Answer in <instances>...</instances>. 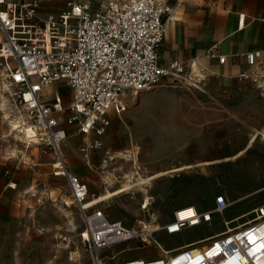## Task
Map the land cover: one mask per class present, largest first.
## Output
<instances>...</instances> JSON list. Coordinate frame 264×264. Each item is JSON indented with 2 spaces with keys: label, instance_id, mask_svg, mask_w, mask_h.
Segmentation results:
<instances>
[{
  "label": "built area",
  "instance_id": "built-area-1",
  "mask_svg": "<svg viewBox=\"0 0 264 264\" xmlns=\"http://www.w3.org/2000/svg\"><path fill=\"white\" fill-rule=\"evenodd\" d=\"M170 9L169 0H107L100 10L86 0H66L58 10L44 9L42 0H0V92L12 88L14 101L27 118L13 128L33 130L36 142L53 152L55 169L65 177L84 222L80 236L89 264H136L133 259L117 261L118 253L106 258L102 253L130 242L157 246L154 236L159 229L170 235L209 222L229 203L218 194L213 209L179 207L161 227L143 223L134 229L96 207L100 196L93 197L87 184L70 171L61 151L67 126L75 125L82 135L79 150L90 163L110 124L108 112L124 109L125 91L147 90L165 76L184 72L178 61L167 67L158 62ZM258 54L247 51V62L254 64ZM224 60L219 54L218 61ZM258 77L254 79L264 81V70ZM56 83L70 89L68 103L56 91L51 99L44 98L46 89ZM251 212L250 220L235 227L223 221L225 230L200 246L163 250L161 264H264V203Z\"/></svg>",
  "mask_w": 264,
  "mask_h": 264
},
{
  "label": "rangeland",
  "instance_id": "rangeland-1",
  "mask_svg": "<svg viewBox=\"0 0 264 264\" xmlns=\"http://www.w3.org/2000/svg\"><path fill=\"white\" fill-rule=\"evenodd\" d=\"M86 1L92 9L100 10L107 0ZM54 2L43 0V8L49 9V5ZM56 84V92L64 102L70 95L67 91L69 89L64 83ZM188 86L184 71L179 77H163L158 84L147 90L138 93L125 91L122 97L125 101L124 109L132 110L141 121L129 125L133 128L138 144L133 151L119 153L121 161L114 165L105 164L113 158H108L110 154L103 146L95 150L100 153V161L95 167L92 159L87 163L81 154L80 140L74 145L75 151L69 153L61 143V151L70 171L87 184L93 197L100 196L101 200L96 207L103 209L110 218L119 217L125 225L134 229L143 223L158 227L172 219L175 208L171 206V201L175 196L192 192L202 197L209 185L217 182L229 191L230 199L240 198V204L247 205L246 210L264 203V192L258 189L264 184V134L257 139L249 137L248 126L252 113H241L240 120H232L225 127H219V122L212 116L204 123L202 114L194 112L195 108L190 106L193 102L189 99L191 96H188ZM12 92V88L0 92V151L9 153L19 164H0L7 198L11 201L8 208L9 228H4L0 245V264H89V254L80 236L84 222L78 208L71 201L65 177L55 169L53 152L45 151L42 142L27 139L20 127L13 128L17 121L18 124L27 118L24 110L16 105ZM52 96L53 91L49 89L44 98L51 99ZM123 110L113 111L118 114ZM187 116L193 122L194 135L191 168H188L186 174L168 169L155 175L161 167L179 166L178 156H172L170 150L178 144L177 132L185 131V128L176 131L174 127L179 124L175 121ZM45 155H48L49 161L43 165L41 159ZM123 161L129 163L130 171L123 179L121 177L122 183L117 189L125 185H129V188L103 198L117 189L98 192L88 178L95 177L97 172L104 177V172L108 173L112 166L117 170ZM75 168L85 169L87 178L77 174ZM11 183L14 185L9 186ZM101 185H106L103 179ZM200 203L202 208L208 207L204 200ZM209 203L213 209L215 203L212 198ZM217 213L216 219L210 224L202 223L173 235L157 231L154 236L158 241L157 246H143L133 242L132 247L127 248V244H119L108 248L102 255L106 258L118 253L117 261L158 259L163 249L182 241L196 240L212 232L213 228L224 226L220 220L222 215ZM252 217L250 211L242 219ZM204 243L201 241L192 246Z\"/></svg>",
  "mask_w": 264,
  "mask_h": 264
},
{
  "label": "crops",
  "instance_id": "crops-1",
  "mask_svg": "<svg viewBox=\"0 0 264 264\" xmlns=\"http://www.w3.org/2000/svg\"><path fill=\"white\" fill-rule=\"evenodd\" d=\"M54 1L53 4L49 5V9H60L66 0ZM169 5L171 9L167 18L165 35L158 48L159 65L167 67L173 61H178L183 65L189 85L187 87L189 90L188 96H191L189 99L193 102L190 106L195 108L194 112L202 114L201 118H203L204 123H207L212 116L219 122V127H225L232 120H240L241 113L250 112L252 115L248 126L250 130L249 137L257 139L261 135L263 136L264 81L255 80L254 78L259 79L258 75L264 70V0H169ZM247 51H257L259 53L252 65L246 60L245 53ZM219 54L225 56L222 63L218 61ZM57 88L58 84H54L48 87L46 91L52 89L54 92ZM69 90L67 91L70 92ZM69 101L70 95L67 99H64L65 103ZM108 115L111 122L102 136V146L110 154L108 157L113 158L105 163L111 166L120 160L119 153L135 149L138 142L135 134H133V128L129 125L135 121H141L134 116L132 110L124 109L118 114L110 110ZM175 123L179 124L174 127L176 131L179 128H185L184 132H177L179 134L176 136L178 144L175 149L170 150L172 156L175 154L178 156L179 166L177 164L174 168L161 167L155 175L162 174L168 169L186 174L188 168H191L193 161L192 144L194 142L193 122L187 116L181 117ZM67 132V137L62 144L64 145L63 149L69 153L75 151L74 145L81 140L82 135L77 132L75 125H68ZM184 133L185 135H183ZM188 145H191L189 150ZM98 155L100 156V153L97 151L92 154V164L95 167H97L96 163L100 161ZM48 161V155L41 159L43 165ZM5 163H12L16 166L19 164L9 153L0 151V164ZM118 169L116 170V167L112 166L111 170L108 171L109 175L104 172L103 177L101 173L97 172L95 177L91 176L88 179L93 182L92 186L98 192L115 190L122 183L121 177L123 179L130 171L129 163L123 161ZM74 170L80 176L87 178L85 169L75 168ZM253 174L254 171L251 172V175ZM98 175L99 177H97ZM102 179L106 184L104 187L101 185ZM217 183L210 184L205 191L206 194L202 197L195 196L192 192L177 195L171 201V206L177 209L193 205L201 211L210 210L212 209L209 203L210 199L212 198L214 201V195L219 193L223 194L229 202L220 212L222 217H220V214L218 215L220 220L229 221V224H233L231 227L250 220H243L242 218L255 206L249 208L250 210H246L247 205H241L240 198L230 199L229 191L224 187H220L219 182ZM258 189L264 192V184ZM192 191H194L193 186ZM112 192L106 194L103 198L115 195ZM7 195L5 181L0 174V245L3 242V230L4 228L8 230L10 223L8 208L11 201L7 198ZM201 200H204L208 207L202 208ZM216 214L218 213L212 214L209 222L203 223H213L217 217ZM108 218L110 217L108 216ZM118 218L111 217L110 219L120 220ZM224 230L225 225L216 229L213 228L212 232L201 238L182 241L163 250L173 252L192 246L194 243L217 236ZM158 232L168 235L162 229H159ZM132 245L133 242L128 243L127 248L132 247ZM160 255V257L165 256L164 252Z\"/></svg>",
  "mask_w": 264,
  "mask_h": 264
},
{
  "label": "bare ground",
  "instance_id": "bare-ground-1",
  "mask_svg": "<svg viewBox=\"0 0 264 264\" xmlns=\"http://www.w3.org/2000/svg\"><path fill=\"white\" fill-rule=\"evenodd\" d=\"M135 93H138V92H135ZM7 115V114H6ZM23 132H24V136L28 139V138H30V139H33V140H35L36 138L35 137H33V130H30L29 128H27V127H25L24 129H23ZM130 180V179H129ZM124 185V184H123ZM127 188H129V185H125L124 187H122V188H120V189H117V190H115V191H113L112 193L113 194H117V193H119V192H121V191H124V190H127ZM148 199V198H147ZM135 262H136V264H147L146 262L147 261H144V260H142V259H140V258H138V259H133ZM155 260H160L159 261V264H161L162 262H161V260H162V258L161 257H159L158 259H155ZM117 264H126L125 262H123V263H117ZM148 264H153V263H148Z\"/></svg>",
  "mask_w": 264,
  "mask_h": 264
},
{
  "label": "water",
  "instance_id": "water-1",
  "mask_svg": "<svg viewBox=\"0 0 264 264\" xmlns=\"http://www.w3.org/2000/svg\"><path fill=\"white\" fill-rule=\"evenodd\" d=\"M143 91V90H142Z\"/></svg>",
  "mask_w": 264,
  "mask_h": 264
}]
</instances>
